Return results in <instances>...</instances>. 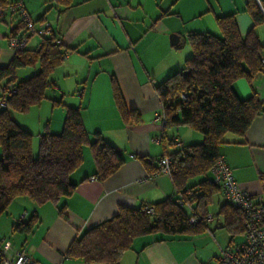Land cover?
I'll list each match as a JSON object with an SVG mask.
<instances>
[{
	"label": "crops",
	"instance_id": "crops-1",
	"mask_svg": "<svg viewBox=\"0 0 264 264\" xmlns=\"http://www.w3.org/2000/svg\"><path fill=\"white\" fill-rule=\"evenodd\" d=\"M7 2H19L32 20L48 22L57 44L68 49L66 57L50 74L53 87L47 89L48 98L78 107L90 141L92 134L98 132L121 153L124 162L100 180L95 174L90 148L83 146L82 163L69 176L75 185L72 194L52 204L47 220L45 212L37 210L30 214L26 202L15 199L5 212V220L0 222V240L11 236L6 241L26 252L37 264H84L65 256L69 243L77 235L115 215L120 205L139 208L179 195L171 175L157 173V159L202 138L185 124L165 126L156 120L162 104L155 86L180 70L191 56L187 34L208 32L220 36L216 17L233 14L239 33L245 35L253 28L264 45V22L253 26L245 11L246 0ZM256 2L260 5V0ZM20 19L18 12L0 7V68L8 66L14 58L8 41ZM50 32L27 34L23 27L15 36H26L25 48L35 49ZM185 44L190 50H180ZM38 68L37 63L17 68L16 80L28 78ZM113 78L126 107L134 110L137 120L126 123L122 119L112 95ZM4 83L5 80L0 82V94ZM232 86L240 98L255 94L262 102V111L242 136L226 134L225 141L218 146V154L226 160L238 186L249 192L254 201H261L264 200V71H258L249 80L239 78ZM49 103L45 99L38 105L37 122L41 125L40 108L50 111L49 119L45 117V129L58 134L64 111L52 104L50 109ZM211 177L209 169L206 179ZM60 207L65 218L58 214ZM186 209L191 213L187 206ZM207 212L212 219L198 231L161 239L153 235L135 238L119 264H219L221 250L233 249L241 243L244 230L220 189L211 194ZM24 213L22 221L36 216L28 233L14 230Z\"/></svg>",
	"mask_w": 264,
	"mask_h": 264
},
{
	"label": "trees",
	"instance_id": "trees-1",
	"mask_svg": "<svg viewBox=\"0 0 264 264\" xmlns=\"http://www.w3.org/2000/svg\"><path fill=\"white\" fill-rule=\"evenodd\" d=\"M9 5L7 0H0V7ZM245 11L253 26L264 22V0H260V5L256 0H246ZM216 23L220 36L208 32L187 34L191 56L180 70L155 86L166 118L165 126L185 124L202 136L198 143L167 153L173 157L170 175L179 195L150 204L153 214L142 211L144 205L139 208L118 206L115 215L77 235L69 243L66 257L84 264H119L137 237L153 235L161 239L166 235L198 231L205 226L208 200L220 189L206 179L219 156L218 146L228 133L242 136L262 111V102L255 94L240 98L232 84L239 78L249 80L261 71L264 45L253 28L241 35L233 14L216 17ZM23 27L24 21L20 19L12 36ZM49 34L35 49L24 46L16 50L9 65L0 68V82L5 80L0 94V100L5 102V106L0 107V215L19 197L43 205L57 204L61 198L71 195L75 185L69 181V176L81 165L85 145L90 148L95 174L100 180L106 179L124 162L121 153L98 132L92 134L90 141L79 108L59 100H54L53 104L64 111L62 129L58 134L42 133L37 155H32V136L13 120L11 112H26L33 105H39L46 98L47 89L53 87L50 74L68 49L61 48L52 32ZM35 63L39 68L34 74L16 80L17 68ZM10 89L13 92H9ZM181 93L186 95L185 99L180 98ZM112 95L122 119L126 123L137 120L134 110L126 107L114 78ZM197 176L202 178L190 183ZM226 205L241 221L243 230L240 213L227 202ZM58 214L66 217L63 207L58 208ZM191 217L197 218L193 224L189 222ZM35 218V214L27 221L21 218L14 230L30 232Z\"/></svg>",
	"mask_w": 264,
	"mask_h": 264
},
{
	"label": "built area",
	"instance_id": "built-area-1",
	"mask_svg": "<svg viewBox=\"0 0 264 264\" xmlns=\"http://www.w3.org/2000/svg\"><path fill=\"white\" fill-rule=\"evenodd\" d=\"M12 12H18L20 18L24 21V27L27 34L43 35L51 31L48 22H35L25 13L20 3L11 4L7 7ZM26 36H11L9 38V47L13 52L23 48L26 45ZM58 43V41H56ZM66 55L63 57L65 58ZM261 71H264V53L261 59ZM9 92H13L12 89ZM181 99H185L184 93L180 94ZM5 102L0 100V107H4ZM156 120L162 124L166 123L163 112L156 115ZM173 157L170 154L163 155L157 159V173L171 174V165ZM212 177L209 183L217 184L223 194L225 201L242 218L244 239L233 249L224 248L218 258L219 264H264V200L254 201L252 195L246 190L240 188L234 180L232 171L224 157L219 155L210 167ZM181 203V202H179ZM141 210L147 214H153V207L144 205ZM25 213L20 217V219ZM212 219L211 214L205 215V221ZM196 217L189 219L190 223H195ZM0 264H37L26 252L13 246L11 243L0 240Z\"/></svg>",
	"mask_w": 264,
	"mask_h": 264
},
{
	"label": "rangeland",
	"instance_id": "rangeland-1",
	"mask_svg": "<svg viewBox=\"0 0 264 264\" xmlns=\"http://www.w3.org/2000/svg\"><path fill=\"white\" fill-rule=\"evenodd\" d=\"M184 48H187L189 49V47L185 44L183 47L180 48V50L184 49ZM190 50V49H189ZM50 91H47L46 92V98H44L43 100L45 99H48L50 101V109H51V104H53V101L54 99L52 100L51 98H48L47 94L49 93ZM58 101V99H55ZM54 106H57V105H54ZM39 108L38 104L37 105H33L32 107H30V109L26 112H14L12 111L11 112V117L13 118V120L24 130L26 129H29L27 130L31 136H32V155L33 156H36L37 155V149H38V142H39V136L44 133L45 131H48L47 129H45L46 127V124H47V119L45 117H47L49 119V112L48 110H45L43 108H40V118H41V125L38 124L37 120H38V116H37V109ZM26 128V129H25ZM51 133V132H50ZM201 136V135H200ZM202 138V136H201ZM202 140V139H201ZM86 147H88V145H85ZM84 146V147H85ZM85 147V148H86ZM1 156V154H0ZM202 178V176H197V177H194L193 179L190 180V183H195L197 182L198 180H200ZM17 199V198H16ZM17 200H24L27 204V206L30 208H26L28 209V211L30 212V214L33 212V211H43L45 212L44 214V220H47V216L49 215V211L50 209H52L53 205L52 203L48 202V203H45L43 205H36L34 204L33 202L29 201L28 199H26L25 197H20L18 198ZM7 210V209H6ZM6 212V211H5ZM3 213L1 216H0V222L4 221V217H6L7 215H5L6 213ZM29 214V215H30ZM5 226V224H4ZM3 226V227H4ZM9 238H5L7 241L10 240L11 236H8ZM5 240V241H6ZM134 244V242H133ZM213 264H215L213 262Z\"/></svg>",
	"mask_w": 264,
	"mask_h": 264
}]
</instances>
